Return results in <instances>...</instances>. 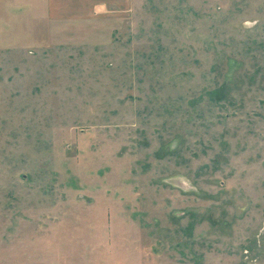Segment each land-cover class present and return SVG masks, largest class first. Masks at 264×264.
<instances>
[{
  "label": "rangeland",
  "instance_id": "rangeland-1",
  "mask_svg": "<svg viewBox=\"0 0 264 264\" xmlns=\"http://www.w3.org/2000/svg\"><path fill=\"white\" fill-rule=\"evenodd\" d=\"M17 2L0 264H264V0Z\"/></svg>",
  "mask_w": 264,
  "mask_h": 264
},
{
  "label": "crops",
  "instance_id": "crops-1",
  "mask_svg": "<svg viewBox=\"0 0 264 264\" xmlns=\"http://www.w3.org/2000/svg\"><path fill=\"white\" fill-rule=\"evenodd\" d=\"M25 1V7L27 9V11H49V10H56L55 8L53 9L52 7H49L52 2H54V0H24ZM5 2L8 3L9 8L16 10L17 9V5L18 2L17 0H5ZM36 5H41V8H38ZM36 6V7H35ZM44 6V7H43Z\"/></svg>",
  "mask_w": 264,
  "mask_h": 264
}]
</instances>
